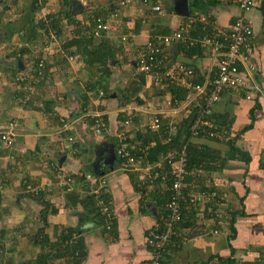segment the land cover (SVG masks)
<instances>
[{
    "label": "crops",
    "instance_id": "0c3cea01",
    "mask_svg": "<svg viewBox=\"0 0 264 264\" xmlns=\"http://www.w3.org/2000/svg\"><path fill=\"white\" fill-rule=\"evenodd\" d=\"M151 1L109 0L106 9L113 7L109 14L104 2L90 7L103 10L110 24V29L103 34L119 49L120 64L112 67L109 77L110 96L103 99L102 91L95 96L88 89L90 82L99 76L95 72L97 67L90 72L85 69L77 48L69 43V40L81 38V34L89 35L88 30L75 31V24L82 27L91 23L87 0L78 1L81 5L74 9L78 11L76 23L63 19L62 23L67 24L60 35L53 27V16L41 15L50 37L41 33L32 41L29 40L32 34L27 31L29 23L40 15L27 6L30 0L25 2L21 15L12 9L4 10L6 4L0 0V132L9 122L16 126L12 148H5L0 140V183L3 186L0 192V264L31 263L38 257L41 247L30 241L28 233L44 228L50 241L55 242L56 228L61 231L74 227L80 229L86 249V258L81 264H151L153 252L148 237L157 227L160 229V219L166 210L164 194L170 189V180L144 182L147 168L142 166L158 167L170 174L165 157L175 147L170 146L165 155L161 153L158 160L150 162L147 148L138 146L143 162L141 169H132L120 158L118 145L115 146L112 139H120L124 134L123 139L133 140L145 134L152 138L146 147H152L161 143L174 144L178 133L146 130L154 111L171 95L164 83L154 85L155 77L150 75L141 93L143 101L126 104L135 106L136 110L126 112L128 124L123 126L121 122L126 105L121 104L118 87L124 88L131 80L141 49L151 39L175 31L188 18L177 14L174 0L159 3L162 13L153 9ZM192 1L189 0L191 16L206 18L209 29L228 32L239 16L251 25L253 34L243 52L256 65V80L262 91L256 90L251 99L242 92H225L213 113L216 117L232 119L230 128L211 129L222 135L215 138L208 133L198 136L190 133L195 145L193 150L183 143L188 155L191 151H202L214 166L198 171L194 170L195 164L189 167L193 171L189 172L191 179L186 182V197L190 199L207 190L204 186L211 187L208 191L221 196L217 202L220 211L226 212L230 207L242 210L244 214L238 217L235 225L236 237L229 244L230 229L226 219L219 217L216 222L215 217L210 218L206 210L211 208L208 197L193 206L184 202L183 214L195 212L194 226L182 228L177 233L161 264H228L217 259L229 257L238 262L235 264L252 261L264 264V0H255L248 10H241L232 0H207L204 8L194 6L192 10ZM51 4L47 12L60 10V0ZM167 54L168 58L198 71L215 63L208 49L188 56L182 43L168 48ZM36 65L46 67V74L32 80L31 73ZM250 87L249 84L248 89ZM154 88L159 90L153 95ZM96 112L107 118L106 130L101 135L93 132V125L85 116ZM176 120L183 119L168 115L167 124ZM99 160L104 163L106 172L98 168ZM201 164L197 168H201ZM93 166L100 171L95 172ZM58 170L72 177L70 192ZM75 176H85L95 193L94 182L104 181L101 193L111 204V231L96 226L81 203L74 204L72 191L83 197L89 186L84 185L85 179L83 183ZM231 245L236 249L232 255ZM56 254L52 252L50 264H72L70 258Z\"/></svg>",
    "mask_w": 264,
    "mask_h": 264
},
{
    "label": "built area",
    "instance_id": "2783aa9c",
    "mask_svg": "<svg viewBox=\"0 0 264 264\" xmlns=\"http://www.w3.org/2000/svg\"><path fill=\"white\" fill-rule=\"evenodd\" d=\"M148 2L149 0H145ZM164 0H153L150 3L153 9L162 13V8L159 3ZM238 4L241 10H248L255 4V0H232ZM202 24V34L198 37H193L192 32L196 29V25ZM110 24L107 20L100 18L94 28V35L100 36L103 31H108ZM253 34L251 25L239 16L236 18L234 25L228 32H223L217 28L209 29V22L206 18L197 19L190 16L185 20L175 31L159 36L156 42L150 41L147 47L151 50L148 55H142L137 61L139 70L144 71L147 75H155L161 77H169L172 82H175L184 93L175 95L165 99L166 107L159 108L154 111L153 120L149 126L152 131H159L162 127L170 132L177 133L179 125L165 124L161 116H172L181 119L188 118L192 113V122L190 131L193 136H198L201 133H208L210 137H221L219 132L212 131L213 124L209 117L213 114L214 106L220 101L225 92H242L247 99L253 97L256 90L262 91L260 85L257 84L256 65L249 60L248 54L243 52L244 46L249 41ZM176 43H184L186 47L199 46L202 49H208L212 52V56L217 62L213 66L204 71H198L192 66L180 62H170L167 50ZM170 64L168 65V63ZM166 69L164 73H161ZM249 84L250 87H249ZM127 113L136 110L135 106H126L124 109ZM96 117V131L99 135L105 132V123L101 118L100 112L92 113ZM176 115V117H174ZM130 121L127 119L125 124ZM16 133L15 123L9 122L0 132V140L5 148H12L14 145V136ZM118 154L121 159L126 162V165L132 169H141L140 165L143 162L142 156L136 157L131 150L124 144L118 145ZM179 151V152H177ZM13 157V156H12ZM166 160L171 164L170 174L163 173L158 167H144L146 169V177L144 182H152L154 180H170V189L172 190L170 200L166 203V210L161 219L160 225L163 227L159 230L158 227L153 230L148 237V244L152 248L151 264H161V258L165 247L175 234L174 226L182 218L183 203H195L205 197L212 198L218 194L215 191L205 190L202 193L192 196L190 199L186 197V177L189 174L188 170V150L186 145H182L179 150H171L166 155ZM58 174L64 178V185L68 191L71 190L73 179L71 176H66L62 170H58ZM97 194L104 187V181H95ZM3 186L0 183V192ZM102 214L111 216L105 220L106 226L109 229L112 224V214L109 205L104 197L98 201Z\"/></svg>",
    "mask_w": 264,
    "mask_h": 264
},
{
    "label": "trees",
    "instance_id": "16d2710c",
    "mask_svg": "<svg viewBox=\"0 0 264 264\" xmlns=\"http://www.w3.org/2000/svg\"><path fill=\"white\" fill-rule=\"evenodd\" d=\"M28 0H2V2H4L5 8L4 10H15L18 12V14H22L24 13V6H25V2ZM61 1V0H60ZM78 1L80 0H62L61 1V8L60 10H58L57 12H47V18H51L53 16L54 21L52 20V24L53 27L56 31V33L58 35L61 34L63 27L66 26L67 23H62L64 18H67L68 21L70 23H76L75 21V16L77 15L73 10V6L72 3H78ZM207 2V0H193L191 2V7L192 10L194 8V6H199V7H203L205 6V3ZM26 3V5H27ZM51 5L50 0H30V5L27 6H31V9L33 10L34 14H37L41 12V10L45 7V9L47 7H49ZM107 13L111 12L113 10V7L111 8H107ZM103 10L100 7H96V9L91 10L90 12V24H83L82 27H79L78 24L76 25L75 31L82 33L83 30H88L89 31V35H85V34H81V38H74L73 40H69L70 46H75L76 52L79 54V60L83 61L85 64V69H87L89 72L90 71H94L93 68L97 67V70L95 72H97V74L99 75L95 80L90 82V86L91 88L88 87L89 90L92 91V93L95 94V96H99V93H101V91L103 92V94H101L100 96L105 99L108 98L110 96L109 91V77L112 75V67L114 65H118L120 64V60L117 57V53L119 52L118 48H115V46L113 45V43L111 42L110 39L106 38V36L103 34L106 31H103L101 33V37L100 38H95L97 36L94 35V28L95 25L97 23V20L100 18H103V20L106 21L107 17H104L103 15ZM109 14V13H108ZM62 16V17H61ZM61 22V23H60ZM68 22V24H69ZM43 29V31H42ZM29 34L31 33L32 36L31 38H29L30 41L34 40L35 38H37L41 33L42 35L48 36V38L50 37V33H49V29L46 27V24L43 20V18H41V16L36 19L34 18L32 21H30L29 23V27L28 30ZM193 33V37H198L200 34H202V24L198 23L196 25V29ZM198 33V34H197ZM198 36H195V35ZM79 37V36H78ZM159 37V36H158ZM158 37H155L153 39H151L150 41L152 42H156ZM149 41V42H150ZM148 42V43H149ZM147 43V44H148ZM179 44V43H178ZM184 44V43H182ZM185 46V44H184ZM200 50H202V48H200L199 46L196 47H186L185 46V54L188 56H191L194 53H198ZM137 52V51H136ZM151 52V50L147 47L144 46L141 49V54L138 57L139 58L142 55H148ZM170 62H174V59H170ZM170 62L168 63V65L170 64ZM46 67H42L40 68L39 65L34 67V71L31 73L32 80L44 77L46 74ZM166 71V69H163L161 71V73H164ZM155 77V80L153 82V84H158V83H164V85L167 86V89L171 92L170 97L173 96V100L175 98V95H179V92L182 90L181 87H179L177 84H175L174 82L171 81V79L167 76L165 77L164 74L157 78L155 75H150ZM94 79V78H93ZM160 80V81H159ZM147 84V74L144 71L139 70L138 66L135 68L134 73L132 75L131 80L128 82V84L126 86H124V88L118 87V89L121 92V104L123 106H125L126 104L129 103H137L139 100L143 101V98L141 97V93L143 92L144 87ZM152 84V85H153ZM154 84V85H155ZM153 85V86H154ZM155 87V86H154ZM153 95L156 94L155 93V88L152 90ZM184 93V90L181 91V94ZM256 105V104H255ZM127 106V105H126ZM125 106V107H126ZM166 107V103L164 100V105L160 106L159 108H165ZM89 109H86L85 112L89 111ZM122 124L124 126L125 121L128 119H126V111H122ZM89 118L91 124L93 125V129H94V133L99 135L96 131V117L95 115L92 117V113L89 115H85ZM188 118H184L183 120H176L175 124L179 125V130L177 133V136L174 137V144H160V145H155L152 147H146V145L148 146L151 142V137L147 136L145 134H140V137L137 139H133V140H128L127 137L125 139H123L125 137V135L121 134L120 135V139L119 137H114L113 142L115 144V146L117 145H121L124 144L126 145L131 152L133 153V155H135L136 157L138 156H142L141 150H138V146H140V149H145L147 148V160L150 162H153L154 160H158V158L160 157V154L163 153V155H165L169 149L170 146L174 145L175 150H179L180 147L183 145V143H187L189 148L191 150L194 149V144L191 142L192 137L191 136V131H190V127H191V122L193 119V115L192 113H190L188 115ZM213 116V117H211ZM210 117L213 118L212 119V124H213V128L212 129H218V130H223V128L229 129L230 126L232 125V119H229L228 117L225 118H220V117H216V114H212ZM101 118L103 120V122L105 123L106 126V115H101ZM162 121L167 124V120H168V116H161ZM153 120V116H151L150 121L148 123V126H146V130L148 129L150 132H154L152 131V129L150 128L149 124L150 122ZM106 130V127H105ZM161 132H165L164 130H166L165 127H162ZM159 130V131H160ZM167 131V130H166ZM180 131V132H179ZM184 135V136H183ZM193 141V140H192ZM137 142V143H135ZM142 146V147H141ZM208 150V148H207ZM179 152V151H177ZM144 155V154H143ZM166 158V157H165ZM214 159V158H213ZM167 162V160L165 161ZM202 163V166H199L201 168H197L198 164ZM211 161L210 158L207 156H205L202 151L201 152H196V153H192V151L189 153L188 155V170L193 171V169L191 170L189 167L194 166V170L198 171V169H204V168H210L212 169V165H210ZM213 163V162H212ZM211 163V164H212ZM167 170L168 167L171 168V164L169 162H167ZM159 169V168H158ZM78 180H80L81 182H83V180L85 179V176H80L77 177L75 176ZM75 178V179H76ZM95 178V177H94ZM190 175L188 174L186 177V182H189ZM86 179H85V183L84 185H89V186H84V189L86 187V194L83 197H80L79 193L72 191V194H74V204H77L78 202L82 204L83 208L85 209V213L89 216H91L92 220L94 221V224L96 226H100L102 227L104 230H109L111 231L113 229V225L111 224L110 228L108 229L105 223V220L107 218H111V216H107L106 214H102L101 212V208L100 205L98 203L99 198L104 197V194L100 193L97 194L95 192H92V188L90 187V183H86ZM135 184H137L135 182ZM97 186V184H93V189H95V187ZM203 189H212L211 187H206L204 186ZM214 189V188H213ZM67 190V189H66ZM170 190V191H169ZM167 192H165L164 195L165 198L163 200L164 204H166V202H168L170 200L171 197V193L172 190L169 189ZM70 192V191H69ZM70 197V195H69ZM219 198H221V196L217 195L216 197H212L209 198L210 202H209V208H207V213L210 214V218H214L215 217V221L218 222L219 217H222L223 219H226V221L228 222V226L230 229V234L228 236V240H229V244L230 241L232 239H234L236 237V222L239 216L243 215L244 212H242V210H238L235 211L232 209V207H230L226 212L220 211L219 210V206L220 204L217 203L219 202ZM71 199H73L71 197ZM104 199L107 201L109 208H110V212L112 214V210H111V204L110 201L107 200L105 197ZM242 200V199H241ZM0 201H1V193H0ZM243 201V200H242ZM197 203V202H195ZM192 203V206L195 204ZM163 204V205H164ZM166 208V207H165ZM196 210V209H195ZM187 212V214H186ZM184 214H182V218L175 224L174 226V230H175V234L174 236L171 238V240L169 241V243L167 244V246L165 247V250L163 251V255L165 253V251L167 250L170 242L176 238L177 233H179L181 231L182 228H189L194 226V221L193 219V214L189 211H186ZM165 213H167V210H165ZM113 220V218H112ZM193 221V222H190ZM59 228H56L55 234H57V241L55 242H51L50 241V237L48 235V233H46L44 228H39L35 231H32L30 233H28V236L30 238V241L36 245H39L41 247V252L39 253L38 257L36 259L33 260V262L31 263H26L24 262L23 264H50V262L52 261L53 257H52V252H57V257H66V258H70V260H72V264H81L84 259L86 258V249L85 246L83 244V238L80 234V229L78 228H63L61 231H57ZM163 227L160 226L159 230H162ZM216 231H218L217 229H215ZM215 231V232H216ZM231 255L235 253V248H233V246L231 245ZM162 255V257H163ZM218 258V257H217ZM213 259V257L211 258V260ZM162 260V258H161ZM220 262H226L228 264H235L238 263L237 261H235L234 258H218L217 259ZM203 264H209V262H205ZM246 264H260L256 261H252V262H248Z\"/></svg>",
    "mask_w": 264,
    "mask_h": 264
},
{
    "label": "water",
    "instance_id": "95a60500",
    "mask_svg": "<svg viewBox=\"0 0 264 264\" xmlns=\"http://www.w3.org/2000/svg\"><path fill=\"white\" fill-rule=\"evenodd\" d=\"M72 5H73V10H74L77 5L80 6L81 4L80 3L76 4L73 2ZM174 7H175L177 14H179L180 16H187V17L191 16V9L189 6V0H174ZM104 167H105L104 163H102V161L99 160L98 161V168L102 169L103 172H106ZM93 169L95 172L100 171V170H97L94 166H93Z\"/></svg>",
    "mask_w": 264,
    "mask_h": 264
},
{
    "label": "rangeland",
    "instance_id": "374dc122",
    "mask_svg": "<svg viewBox=\"0 0 264 264\" xmlns=\"http://www.w3.org/2000/svg\"><path fill=\"white\" fill-rule=\"evenodd\" d=\"M62 1V0H61ZM109 0H104L103 2L102 1H100V0H87V4H86V7H88L89 8V14H90V12H91V9H90V7H93V6H95L96 4H98L99 2H100V4L101 3H103L104 4V6H105V9H106V7H108V2ZM54 3V0H50V3ZM52 5V4H51ZM50 5V6H51ZM47 14V9H45V7L41 10V12H40V16L41 15H46ZM90 16V15H89ZM68 29H69V27H68ZM157 90H159L158 88H156L155 89V92L157 91ZM146 93V92H145ZM149 105H151V102H147ZM145 104V103H144Z\"/></svg>",
    "mask_w": 264,
    "mask_h": 264
},
{
    "label": "flooded vegetation",
    "instance_id": "af4514ba",
    "mask_svg": "<svg viewBox=\"0 0 264 264\" xmlns=\"http://www.w3.org/2000/svg\"><path fill=\"white\" fill-rule=\"evenodd\" d=\"M73 6V5H72Z\"/></svg>",
    "mask_w": 264,
    "mask_h": 264
}]
</instances>
